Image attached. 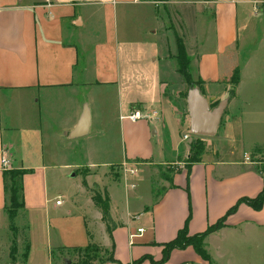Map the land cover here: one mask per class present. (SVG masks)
I'll return each mask as SVG.
<instances>
[{"label":"crops","instance_id":"1","mask_svg":"<svg viewBox=\"0 0 264 264\" xmlns=\"http://www.w3.org/2000/svg\"><path fill=\"white\" fill-rule=\"evenodd\" d=\"M159 7L164 13L168 7L180 9L175 13L182 29L195 43L196 58L191 65L195 77L203 82L201 94L209 106L224 99L227 104L215 134L211 138L200 136L206 143L201 160L189 168L185 165L170 179L161 176L167 185L159 199L148 207L144 204L147 198L150 200V186L139 185L149 180L151 174L146 170L164 163L165 155H156L148 135L160 130L165 133L169 122L175 132L182 133L180 142L171 145L169 151H180L182 141L188 140L184 146L186 158L193 137L186 97L184 115L178 114L176 106L164 98L165 86L178 81L173 66L176 38L168 29L160 30L158 23H163V16L158 13ZM256 39L260 41L255 42ZM246 45L254 48L245 52ZM259 49L264 53V0H0V220L5 213L2 157L8 160V168L29 171L22 179L24 207L20 210L24 215L50 216V210L60 208L63 202L57 195L52 204L49 177L52 184H57L55 171L59 168L74 171L83 165H110L116 161H103L99 156L119 144L122 161L118 163L135 162L139 176L136 180L129 175L124 179V209L106 188L112 218L109 231L92 195L88 192V200L83 196L87 189L82 181L80 189L67 196L69 207L77 209L76 232L71 235L58 230L47 247L56 248L61 254L66 249L83 248L94 242L92 227L96 224L103 231L102 244L119 263L131 264L142 256L158 262L161 244L171 240L186 220L189 235L203 232L238 199L254 197L262 189L261 162L251 161L246 154L244 160L238 158L244 140L236 144L238 135L243 138V122L264 124V106L253 96L242 103L239 96L244 80L255 96L257 86L263 85L258 71L264 70V60L253 57ZM246 53L252 57L247 54L242 63L241 54ZM236 66L240 69L239 81L228 99V79ZM246 67L249 69L244 79L242 70ZM96 90L114 92L112 101L120 112L118 122L106 121L103 129L95 126L99 135L107 139L97 148H89L84 161H71L63 147L66 139L79 138L68 136L84 106L90 116L85 135L102 118L94 104ZM249 104L251 111L247 114L244 107ZM136 110L145 117L136 121L122 117ZM123 119L139 125L143 142L137 145L124 133L127 124ZM140 120H144L145 126H140ZM3 124L7 130L5 138ZM181 127L184 129L180 130ZM112 133L118 137L115 142H111L114 135L108 138ZM132 180L136 184L132 185ZM129 188L137 190L130 192ZM82 197L84 201L80 200ZM56 200L60 203L56 204ZM263 211L264 208L256 211L240 203L226 217L223 228L206 238L226 236L237 230L257 234L264 227ZM32 227L28 223V232ZM139 228L141 233H137ZM52 232L47 226L46 233ZM181 250L184 249H174L169 256ZM191 253L189 257H179L175 264H206ZM150 259L137 264L165 262L152 263ZM29 260L30 252L26 262Z\"/></svg>","mask_w":264,"mask_h":264},{"label":"rangeland","instance_id":"2","mask_svg":"<svg viewBox=\"0 0 264 264\" xmlns=\"http://www.w3.org/2000/svg\"><path fill=\"white\" fill-rule=\"evenodd\" d=\"M164 10V9H163ZM163 10H161V7L158 9V13L163 16V23L160 24V30L168 29V33L172 34L174 33L175 38H179L185 48L186 54L189 56L190 61L194 62V59L196 58L193 56L194 52L193 49H195V43L194 41L187 36L186 32H184V29H182L181 22L178 19V16L175 13L176 11H179L180 9L178 7L174 8H167V13H164ZM165 11V10H164ZM256 18H259L258 15L255 16ZM155 28V26H154ZM166 32V33H167ZM260 41L259 39H256L255 42ZM250 48H254V46H250L249 48H245V52H249ZM259 61L263 62L264 60V53L261 49L257 51ZM246 54H241L242 63H244L246 59ZM192 55V57L190 56ZM252 57V56H249ZM243 64L238 65L241 67ZM262 64L259 66L261 67ZM174 69L177 67L175 61H173ZM245 68V67H244ZM247 68L246 70H242V74L244 75V79L246 78L247 74ZM177 73V72H176ZM194 73V71H193ZM195 73L193 74V76ZM178 81L170 82L168 83L163 91L164 98L170 101L171 104H174L176 108L178 109V114L185 112V96L184 94L187 92L186 84L184 83L182 77L178 75ZM258 78L262 79V86L260 84L257 86V96H255L251 89L247 87V80H244V83L239 88V96L242 103H244L245 98L249 99L251 96H253V99L256 100V102L261 103L262 106H264V70H261V72L258 71ZM99 90V88H97ZM97 94L94 99V104L97 105L98 110L102 116V118L99 119L98 124L94 123L91 132L88 135H83L77 139H66V142L63 147V153L65 156L75 162L84 161L86 153L88 152V149H95L97 148V145L101 144L102 141L107 139V136L99 135L98 130L96 129L100 128L103 129L104 122H118V114L120 113L119 110L114 107L113 104V97L114 92H105L100 93L97 91ZM107 94V97L104 96ZM113 104V105H112ZM251 104H249L247 107L242 106V110L244 107V111H246L247 114L251 111ZM245 115V117H248V115ZM108 118V119H107ZM125 124V134H129L131 136L132 141L135 143L140 144L142 141V132L139 129V125H134L133 123L122 120ZM140 126H145L144 120L139 121ZM143 122V123H141ZM113 124V123H112ZM168 129L165 133L160 130L155 135H148V138L150 140V144L152 148L155 149L156 155L159 156L162 154V152L165 153L164 155V163H162L159 166H153L151 169L146 170L147 173L151 174L149 177V180L146 181V183H141V185H138L140 187L142 186H150V200L147 198L145 201L146 203L144 205L151 207V205L159 199V197L164 192V186L167 185V182L163 181L161 176H165V178L170 179L174 173H177L181 169L185 168L186 164V157L184 152V146L188 145L189 141H182V144L180 145L181 149L180 151H169V147L171 145H174V143H179L182 136L181 134H178L173 130L172 124L169 122L167 123ZM110 125V124H109ZM113 124L112 126H114ZM105 127V124H104ZM243 128V138L239 135L238 142L236 144L240 145V140H244V147L241 146L242 150L237 152L238 158L244 160V157L248 155V158L251 161L255 162H261L259 166L264 167V124H252V123H244L242 124ZM184 129V127H181L180 130ZM3 130V137L5 138L7 136V130L5 129V124L2 126ZM152 131V129H151ZM113 133L108 135V138L113 137ZM191 136H193L190 133ZM69 137V136H68ZM194 138V136L192 137ZM200 138V137H199ZM205 138H211V137H205ZM113 142L114 140H118V137L114 135L113 139H111ZM203 142L204 140L201 139ZM115 142V141H114ZM256 143V145H254ZM206 145V143L204 142ZM206 147V146H205ZM240 146H238L237 149H239ZM256 148L258 150H256ZM210 150V147L208 148ZM256 150V151H255ZM62 154V153H61ZM99 159H103V161H116L112 162V164L107 166L101 167H89L86 165H83L76 170H70L65 168H59L57 171H55V178L58 177V183L52 184V177H49L50 180V192H51V198H52V204L54 203V199H56L57 195H60L59 199L62 200L63 204L60 206V208L50 210V216H46L44 214H32L30 217L24 215L22 210H20L17 214V216L14 219V224L16 226V234L10 230L9 228V221L4 213L2 219L0 220V264H8L10 262V256L9 252L13 244L16 246V262L15 264H22V258L21 254L24 251V247L26 243L28 242V235H29V241L31 244L30 248V260L26 262V264H65L66 261L69 260L66 264H79V262L82 260L83 252L80 251H70L69 249L65 250L61 254L60 250L56 248H49L47 245L50 243L49 240H54V238L57 237L56 232L60 230L63 234H73L77 230V224L75 218L77 217V209L75 207H69V199L68 195L75 193L78 191L81 187L82 181L86 185L87 192L85 191L83 196L88 200L89 193L91 195L98 193L101 196H104L106 192V188H108L111 195L114 196L112 198L114 201H118V205L121 204V208L124 209V202H125V189H124V179L129 175V177L132 178H138L139 176V167H137V164L135 162L130 163L126 162V166H123V163H118L122 161L120 159V146L119 144H116L111 150H107V153L105 155L99 156ZM134 169L135 173H129L125 169ZM147 168V167H146ZM145 168V169H146ZM151 172V173H150ZM72 173H74L75 176H72ZM132 185L136 184L133 180L130 182ZM145 184V185H144ZM132 187V186H131ZM134 188H129L130 192ZM137 190V189H135ZM133 190V191H135ZM89 192V193H88ZM108 196V195H107ZM84 199L83 197L80 198V200ZM109 199V198H108ZM84 201V200H82ZM113 201V203H114ZM92 208H94L92 206ZM264 208V207H263ZM64 209H69V214H66L65 212H62ZM258 211V210H256ZM68 215V216H67ZM262 215H264V211L262 212ZM112 218L110 215L109 222H105L106 226H110ZM28 223L32 224L33 227L29 229L28 232ZM50 225V229H52L51 234L46 233L47 226ZM223 228V227H222ZM104 230V227H103ZM102 230L100 228H96V224L92 227V233L94 235V242L93 244L96 249V255L98 256V259H103L108 256L110 250L106 246L102 244ZM15 238V239H14ZM15 240V241H14ZM57 245H54L52 247H56ZM49 250H48V249ZM204 249L206 250L207 254L209 255V259L205 262L206 264H264V227L259 233H252L251 231L243 232L241 230H237L233 233H227L226 236L222 237H211V238H205L204 239ZM162 250V249H161ZM51 252V253H50ZM192 252L191 254H195L193 251V248L191 246L186 247L184 250L176 251L173 255L169 256L168 260H166L162 264H175L177 263V259L181 256H188V253ZM62 259V260H61ZM161 259V257H160ZM152 263H158L160 260L154 261L151 257ZM179 263V262H178ZM192 264V263H191Z\"/></svg>","mask_w":264,"mask_h":264},{"label":"trees","instance_id":"3","mask_svg":"<svg viewBox=\"0 0 264 264\" xmlns=\"http://www.w3.org/2000/svg\"><path fill=\"white\" fill-rule=\"evenodd\" d=\"M153 2H162L164 0H149ZM173 61L176 63L175 71L180 75L186 84L187 91L191 88H198L201 93V85L202 80L193 76V69L191 65V61L189 56L186 54L184 45L179 38H176V53L173 56ZM239 73L240 69L236 66L228 79V83L231 85L230 90L228 91V99H230L234 94L235 86L239 81ZM187 92L184 94L186 97ZM218 102L210 104V108L215 107ZM205 150V144L201 140V138L194 136L192 138L190 145L188 156L186 158V167L189 168L192 163L199 162ZM29 173L28 170L19 169V168H8L2 171L3 178V189H4V212L6 213L9 221V228L14 233L16 231V226L14 224V219L17 216V213L20 209L24 207L23 203V176ZM261 173L263 178V186L262 189L258 192V194L254 197H242L237 200V202L231 206L225 213L224 216L220 217L216 220L215 223L210 224L207 228L200 233H196L193 235L188 234V225L187 220L184 225L177 230L176 235L169 241L161 244L162 245V256L160 262H164L168 259L170 253L174 249H185L188 246H191L195 253L200 256L203 260H208L209 255L204 249V239L210 234L213 233L225 225V219L228 215L234 213L240 203H244L251 207L254 210H261L264 207V167H261ZM92 202L94 206L101 212L102 220L104 222H109L110 220V210H109V199L107 194L101 196L98 193L92 195ZM107 231H109V226H106ZM15 239V238H14ZM15 241V240H14ZM113 247V246H112ZM29 244L26 243L24 247V251L21 254L22 264H25L28 258L29 253ZM76 251L83 252L82 260L79 264H102L104 262H116L119 263L114 257L112 252L110 251L108 256L103 259H98L96 255V247L89 243L83 248H75ZM16 246H13L10 249V262L11 264H15L16 262ZM145 258H149L150 256H142L140 259L133 261L131 264H137L141 260ZM151 260V259H150ZM130 264V263H128Z\"/></svg>","mask_w":264,"mask_h":264},{"label":"water","instance_id":"4","mask_svg":"<svg viewBox=\"0 0 264 264\" xmlns=\"http://www.w3.org/2000/svg\"><path fill=\"white\" fill-rule=\"evenodd\" d=\"M226 104L227 99H224L215 107L210 108L207 99L200 93L198 88L189 89L186 94V105L190 120V133L196 137L213 136L219 125ZM89 122V111L84 106L77 125L69 133V137L76 138L85 135L88 131Z\"/></svg>","mask_w":264,"mask_h":264},{"label":"built area","instance_id":"5","mask_svg":"<svg viewBox=\"0 0 264 264\" xmlns=\"http://www.w3.org/2000/svg\"><path fill=\"white\" fill-rule=\"evenodd\" d=\"M153 114H155V111H153ZM122 117L123 118H127L130 121H136V120H139L141 118H144L145 116L142 114L141 111L136 110V111H132L129 114H127L126 116H122ZM184 138H187V135H185ZM1 165H2L3 169H8L9 164H8V160L5 157H2V159H1ZM123 166H126V164L123 163ZM125 170H127L129 173H135V170L132 169V168H130V169L127 168ZM55 203L56 204H59L60 203V200H56ZM141 232H142V229L141 228L137 229V233H141ZM133 236H134L133 234L130 235V237H133Z\"/></svg>","mask_w":264,"mask_h":264}]
</instances>
